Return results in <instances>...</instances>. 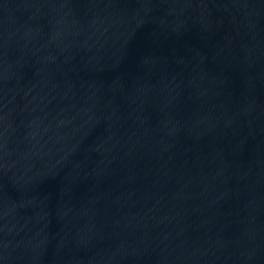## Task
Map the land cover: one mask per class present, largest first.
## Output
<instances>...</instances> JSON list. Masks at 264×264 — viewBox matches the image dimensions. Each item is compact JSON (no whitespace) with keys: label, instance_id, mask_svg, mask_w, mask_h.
Wrapping results in <instances>:
<instances>
[{"label":"water","instance_id":"water-1","mask_svg":"<svg viewBox=\"0 0 264 264\" xmlns=\"http://www.w3.org/2000/svg\"><path fill=\"white\" fill-rule=\"evenodd\" d=\"M0 264H264V0H0Z\"/></svg>","mask_w":264,"mask_h":264}]
</instances>
